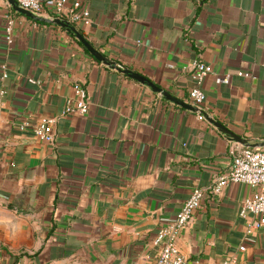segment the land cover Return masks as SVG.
Segmentation results:
<instances>
[{"label": "crops", "instance_id": "1", "mask_svg": "<svg viewBox=\"0 0 264 264\" xmlns=\"http://www.w3.org/2000/svg\"><path fill=\"white\" fill-rule=\"evenodd\" d=\"M79 1L90 19L72 25L108 59L186 102L191 63L203 61L211 72L202 109L250 143L263 141L264 0ZM42 3L41 17L56 18L51 0ZM75 83L87 93L88 114L59 116ZM1 89L0 264H154L153 237L194 189L205 194L177 237L186 264L230 257L264 264V230L239 214L254 189L209 190L228 173L235 142L200 114L7 0H0ZM43 115L57 116L52 144L16 127Z\"/></svg>", "mask_w": 264, "mask_h": 264}, {"label": "built area", "instance_id": "2", "mask_svg": "<svg viewBox=\"0 0 264 264\" xmlns=\"http://www.w3.org/2000/svg\"><path fill=\"white\" fill-rule=\"evenodd\" d=\"M17 4L35 15L41 16L44 12L42 0H15ZM52 11L57 18L68 22L88 23L90 13L88 7L79 0H51ZM13 21L8 19L5 27V39L11 41ZM1 78L7 77L6 65H2ZM211 72L210 65L200 60H193L191 63V78L193 86L188 91V103L200 109L205 103V93L201 88L204 77ZM239 76H248L246 72H237ZM229 74L217 77L218 83H226ZM72 94L64 99L63 108L59 116H85L89 111L87 93L82 85L75 83ZM4 106V90H0V115ZM57 116L43 115L35 122L22 120L16 124L19 131H30L34 137L45 143L52 144L54 141V125ZM231 162L228 173L218 177L209 190L219 193L220 188L229 183H243L254 189V192L245 198L240 204L239 214L246 217L252 216L249 227L264 230V146L248 147L235 142L231 148ZM205 191L194 189L186 201L182 204L176 215L163 224L152 239L153 245L157 247V254L154 264H186V259L177 245L179 232L184 229L192 219L193 213L200 206ZM240 246L239 250L244 251ZM221 264H239L237 259L230 257Z\"/></svg>", "mask_w": 264, "mask_h": 264}, {"label": "water", "instance_id": "3", "mask_svg": "<svg viewBox=\"0 0 264 264\" xmlns=\"http://www.w3.org/2000/svg\"><path fill=\"white\" fill-rule=\"evenodd\" d=\"M8 3L12 6V8L19 12L24 14L25 16L34 19L36 21H45V22H51L53 24H57L60 27L66 29V31L71 32L86 48V50L98 61L102 62L103 64H106L107 66L116 69L117 71L127 75L128 77L140 82L141 84L149 87L152 91L159 93L161 96H163L166 100L182 107L183 109L196 112L203 116L208 122H210L212 125H214L220 132L227 135L231 141H234L240 145L248 146V147H263L264 146V139L263 141L256 142V143H250L247 139L241 137L240 135L234 133L233 131L229 130L227 127H225L222 123L219 121L213 119L210 117L207 112H205L203 109H200L198 107L193 106L192 104L175 97L174 95L170 94L165 89L157 86L152 81L144 77L143 75L129 69L126 67H120L117 65V63L113 62L112 60L108 59L102 52L97 50L87 39H85L77 30L76 28L67 20L61 19V18H53V19H47L43 18L41 16L35 15L34 13L23 9L20 7L15 0H7Z\"/></svg>", "mask_w": 264, "mask_h": 264}, {"label": "trees", "instance_id": "4", "mask_svg": "<svg viewBox=\"0 0 264 264\" xmlns=\"http://www.w3.org/2000/svg\"><path fill=\"white\" fill-rule=\"evenodd\" d=\"M118 66L123 67L120 63H117Z\"/></svg>", "mask_w": 264, "mask_h": 264}]
</instances>
